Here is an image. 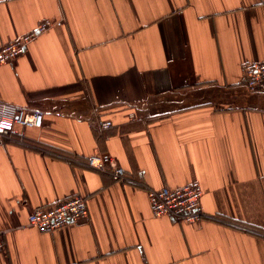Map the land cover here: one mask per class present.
<instances>
[{
	"label": "crops",
	"instance_id": "1",
	"mask_svg": "<svg viewBox=\"0 0 264 264\" xmlns=\"http://www.w3.org/2000/svg\"><path fill=\"white\" fill-rule=\"evenodd\" d=\"M46 19L0 63V102L44 114L0 136V264H264V90L243 75L264 60V0H0V44ZM191 180L203 219L153 214L149 188ZM75 194L87 217L29 223Z\"/></svg>",
	"mask_w": 264,
	"mask_h": 264
},
{
	"label": "built area",
	"instance_id": "2",
	"mask_svg": "<svg viewBox=\"0 0 264 264\" xmlns=\"http://www.w3.org/2000/svg\"><path fill=\"white\" fill-rule=\"evenodd\" d=\"M53 21L42 20L38 26L16 40L0 44V63L11 62L21 56L30 42L41 33L47 31ZM243 75L253 91L264 90V60L249 61L243 66ZM44 114L39 110H27L9 102H0V136H10L20 129L30 126L41 127ZM102 128L112 126L111 120H104ZM87 163L91 168L107 171L114 180L123 182L126 178L124 167L117 164L113 156L108 153H95L90 155ZM152 211L155 216L169 215L186 222H195L204 218L205 211L202 204L203 187L199 180H191L179 187L163 186L149 188ZM86 198L75 194L61 199L50 206L35 208L29 214V223L40 231H50L60 228L69 222L88 216ZM3 231L0 230V250L5 247Z\"/></svg>",
	"mask_w": 264,
	"mask_h": 264
}]
</instances>
